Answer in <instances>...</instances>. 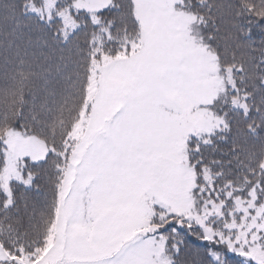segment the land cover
Instances as JSON below:
<instances>
[{
  "label": "snow or ice",
  "instance_id": "obj_1",
  "mask_svg": "<svg viewBox=\"0 0 264 264\" xmlns=\"http://www.w3.org/2000/svg\"><path fill=\"white\" fill-rule=\"evenodd\" d=\"M0 264H264V0H0Z\"/></svg>",
  "mask_w": 264,
  "mask_h": 264
}]
</instances>
